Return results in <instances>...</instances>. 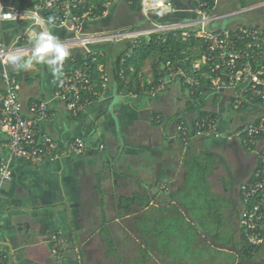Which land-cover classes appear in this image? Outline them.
<instances>
[{"label": "crops", "instance_id": "0c3cea01", "mask_svg": "<svg viewBox=\"0 0 264 264\" xmlns=\"http://www.w3.org/2000/svg\"><path fill=\"white\" fill-rule=\"evenodd\" d=\"M153 1L107 0L105 15L86 20L84 31L88 35H100L132 30L135 26L151 27L158 22L155 18L160 17L152 9ZM165 1H172L177 8L188 4L185 0ZM37 2L6 0L10 11L22 13L21 18L0 22V34L7 46L31 45L44 30L38 20L29 16ZM83 2L91 7L98 3L95 0ZM243 7L255 9L214 21L210 24L212 30H234L241 26L264 28V0H220L213 13L225 14ZM38 13L41 18L48 17L45 9L41 8ZM171 16L172 21L191 19L187 14ZM237 17L242 21H235ZM48 31L60 42L75 38L68 28L54 23H49ZM143 38L146 40L143 36L139 42ZM132 41L99 44L105 63L98 69L101 76L109 77L107 88L77 116L66 110L59 99V81L46 64L34 62L31 69L25 70L8 63L9 71L21 82L19 97L26 109L38 101L50 103L51 117L41 123V132L52 136L63 149L71 140L81 137L86 142V150L80 156L65 152L59 159L37 166L22 160L10 162L12 180L3 183L0 190V254L5 257V264H122L123 257L137 263L135 252L144 246L152 254H144L142 262L161 264L155 257L154 246L153 250L150 245L147 249L148 243H143L139 237L134 243L130 241V230L137 229L136 224L147 211L162 212L173 207L181 211L183 205L178 195L187 183L189 167L194 166L204 167L206 172L210 166L209 190L228 202L219 210L228 218L225 224L231 230L227 237L232 245L227 247H234V237L241 235L237 226L242 208L240 189L257 169L258 151L264 148V141H257L249 150L240 140L229 138V130L251 122L253 110L235 112L231 89L213 93L205 85L202 91L207 100L203 110L218 115L221 131L218 137H194L199 114L195 107L197 101L183 85V76L190 72L182 55L178 57L180 73L169 79L165 91L157 97L119 88L117 69H121L123 63L119 54L127 49L133 52L137 44ZM68 49L71 55L65 61L63 74L76 68L80 60L87 59L85 47ZM152 62L153 57H150L141 69L146 83L156 80ZM120 75H124L122 70ZM5 90L0 74V94ZM181 125L189 128L190 142L184 141L187 136L179 131ZM9 157L8 140L0 129V161ZM219 211L215 210V215L218 229H222L225 227H222ZM187 217L189 220H186L201 232L199 219L189 218L188 212ZM144 220L151 225L155 222L153 215ZM156 223L159 227L160 222ZM206 230L216 240L217 230L215 234ZM59 232L68 241L61 261H57L50 250L52 236ZM262 233L264 237V225ZM202 239L204 244H212L203 232L199 240ZM255 261L264 263V244Z\"/></svg>", "mask_w": 264, "mask_h": 264}, {"label": "built area", "instance_id": "2783aa9c", "mask_svg": "<svg viewBox=\"0 0 264 264\" xmlns=\"http://www.w3.org/2000/svg\"><path fill=\"white\" fill-rule=\"evenodd\" d=\"M188 4L177 8L172 1L154 0L152 9L161 17L187 14L191 17L187 22H155L153 26L132 30H120L107 32L100 35H88L84 31V22L93 17L92 10L81 16L74 13L78 11L83 0H41L34 6V11L29 16L38 20L43 29L48 31L49 17H55L54 24L66 27L75 34L73 40L61 41L67 48L82 46L86 48L87 55L96 60L100 51L92 50V46L133 40L139 44V39L145 35H156L183 30L182 36L187 38L191 35L189 29L194 30L197 38L205 43V51L198 61L189 68V74L183 76V85L189 89L202 91L207 85L213 93L231 89L232 109L235 112H244L252 109L254 119L229 130V138L242 140L244 146L251 150V146L259 140L264 141V28L238 27L234 30H208L207 27L214 21L233 17L246 13L245 10L214 14L213 9L220 0L213 1V7L209 0H185ZM48 11L47 18H41L40 9ZM255 9V8H254ZM96 10V9H95ZM11 16L5 17V14ZM105 15V13L103 14ZM22 13L10 11L6 0H0V22L21 18ZM95 18V17H94ZM165 18V17H164ZM192 32V31H191ZM193 33V32H192ZM135 45V46H137ZM33 44L28 46H7L0 35V74L5 83V93L0 94V129L8 140L10 157L0 161V190L1 185L12 180L10 162L22 160L31 165H41L48 160H56L68 152L81 155L86 150V142L77 137L63 149L52 136L42 133L40 125L51 117V106L47 101H38L25 108L20 100L19 93L21 82L8 69L9 59L12 54L30 56ZM202 64H212L211 73L204 74L207 81L203 84L198 77ZM166 66H169L167 64ZM165 67V66H164ZM181 69L161 76L157 84L152 87H144L143 94L157 97L165 91L169 79L175 78ZM161 75V74H160ZM57 95L61 102L74 116L79 115L86 104L90 103V97L94 99L101 95L95 90L93 84V70L85 63L80 68L65 71L60 78ZM103 91L107 88L109 77L101 76ZM212 113V112H211ZM179 131L188 138L189 128L181 125ZM195 136L201 139L219 136L220 124L218 115L196 121ZM259 167L255 170L249 182L241 186L242 208L238 216L239 229L243 231L246 239L255 246L264 244L262 227L264 225V148L258 151ZM167 190V189H166ZM68 241L62 232L56 233L51 239V254L57 261L64 259ZM4 256L0 254V264L4 263Z\"/></svg>", "mask_w": 264, "mask_h": 264}, {"label": "rangeland", "instance_id": "374dc122", "mask_svg": "<svg viewBox=\"0 0 264 264\" xmlns=\"http://www.w3.org/2000/svg\"><path fill=\"white\" fill-rule=\"evenodd\" d=\"M234 20L242 21V18L237 17ZM207 29L211 30L212 28L208 25ZM151 36L152 35L144 36L146 37L147 43L151 42ZM197 89L198 88H195V90ZM188 91L191 93V89H188ZM240 141L243 143L242 140ZM213 161H216V158L213 159ZM209 169L210 166L207 169V172ZM207 172L204 167H189L187 183L178 195L180 203L188 212L189 218L199 219L202 225L200 230L206 235V229V231L210 230V232L215 234L216 230L219 228L215 210H222V207L228 203L224 202L223 199L209 190V173L207 175ZM228 185L231 186V183ZM182 209L183 208H181V211ZM181 211H179L177 207L162 212L161 210L158 212L147 211L141 217V221L136 224L137 229L130 230V235H132H129L130 241L134 243V240L139 237L143 240V243H148L147 249L150 245V250H155V257L161 264H234L235 261H238V264H240L242 259L239 260L236 254L229 250L219 249L212 244H204V239L200 241L201 232L198 231L194 225L189 223L186 213L184 214V209L183 212ZM219 213L221 214L220 218L222 221V227L225 228H222L223 230H217V244L227 247L232 245V241L230 238L228 239L230 236L228 231L231 230L225 224L228 218H225V215L222 214L221 211H219ZM151 215H153L155 220V222L153 221V225L149 224L150 221L145 222L144 220L146 218L150 219ZM186 218L188 220H186ZM157 220L160 222L159 227L156 226ZM240 240L241 235L237 234V236L234 237V241L239 248L242 247L238 242ZM124 248L126 251L127 246ZM144 254L150 255L152 253L151 251H146L145 246L144 248H137L135 256L137 257L138 262H129L127 261V258L123 257L122 264H144L142 262L145 260L143 256ZM151 257L154 258V255Z\"/></svg>", "mask_w": 264, "mask_h": 264}, {"label": "trees", "instance_id": "16d2710c", "mask_svg": "<svg viewBox=\"0 0 264 264\" xmlns=\"http://www.w3.org/2000/svg\"><path fill=\"white\" fill-rule=\"evenodd\" d=\"M41 0H38V2ZM99 1V0H95ZM107 0H100L96 7H91V5H85V2L81 4L80 9L78 11L74 10V13H77L78 15H82L85 12H88L89 10H94L93 17L102 16L106 12V2ZM210 1V6L213 7V1ZM87 4H89L87 2ZM137 8V6H136ZM245 8V7H243ZM96 9V10H95ZM189 16V15H188ZM160 18V19H159ZM159 18H155L158 22H171V18H162L161 16ZM132 29H138V27H134ZM140 29V28H139ZM183 30L175 31V32H168V33H162V34H156L151 36V42L147 43L146 40L143 38L141 39L140 43L136 46L134 51L130 53V50H124L119 55L121 60L123 61L121 69L119 68L118 62L117 64V76L119 81V88L120 89H126L130 93H136L138 95L143 93L144 87H152L155 84H157L158 80L161 78V76L168 75L170 72L178 71L180 69V62L178 60V57L181 55L184 57V63L187 65L188 68H191L196 61L199 60L201 55L205 51V43L202 39L197 38L195 35L194 30L191 29L193 33L187 38L182 36ZM96 47V48H95ZM93 46L92 50L94 51H100L101 47ZM131 49V48H130ZM130 54V55H129ZM153 57V64L152 69L154 72V76L156 80L154 83H146L143 81L141 77V69L143 67V64L150 58ZM104 57L98 55L96 60L91 58L87 55L86 60H80L79 64L77 65V68H80L85 63H88V66L93 70V84L95 87V90L98 93H102V79H101V72H99V66L104 62ZM169 64V66H166ZM165 66V67H164ZM212 64H202L201 70L198 74V77L200 78L201 82L204 84L207 79L205 78L204 74H210ZM131 68L133 69V72L131 71ZM121 70L123 71V76L120 75ZM161 74V75H160ZM191 95L192 99L194 101H197L196 110L199 114L197 120H201L203 118L212 116L211 112L204 111L205 103L207 98L204 97V92L200 90L191 89ZM90 101L94 100V97L91 96ZM252 147V146H251ZM260 165V164H259ZM258 165V167H259ZM257 167V168H258ZM239 227V226H238ZM239 229V228H238ZM241 233V240L240 245H242L241 248H239L236 244L234 245L235 248L241 253L240 259H244L248 262H253L257 260V255L259 254L261 250V246H255L252 245L243 234V231L240 229ZM218 237V236H217ZM216 237V241H217Z\"/></svg>", "mask_w": 264, "mask_h": 264}, {"label": "clouds", "instance_id": "9594fccd", "mask_svg": "<svg viewBox=\"0 0 264 264\" xmlns=\"http://www.w3.org/2000/svg\"><path fill=\"white\" fill-rule=\"evenodd\" d=\"M11 13L5 14V17L11 16ZM55 17H49L50 24L54 23ZM120 31V30H118ZM33 43L31 55L25 59L19 54H12L8 57L9 62L20 69H31L34 62L44 63L48 66L53 77L60 81L63 75L65 61L71 55L69 49L61 43L58 38L49 31L41 30Z\"/></svg>", "mask_w": 264, "mask_h": 264}, {"label": "water", "instance_id": "95a60500", "mask_svg": "<svg viewBox=\"0 0 264 264\" xmlns=\"http://www.w3.org/2000/svg\"><path fill=\"white\" fill-rule=\"evenodd\" d=\"M254 8L255 7H247V8H241L240 10H245V11H247V12H250V11H252V10H254ZM177 203V202H176ZM179 204V203H178ZM180 206H181V204H180ZM183 209H184V213H186V215H187V211L185 210V208L183 207ZM206 235V234H205ZM207 236V239L209 240V241H211V243L213 244V245H215L216 247H218L219 249H223V250H229V251H233L234 253H236L239 257L241 256V253L236 249V248H234V247H223V246H220V245H218L217 243H216V240L213 238V237H211L210 235H206ZM240 264H264L263 262H258V261H256V262H248V261H245L244 259H242L241 260V262H240Z\"/></svg>", "mask_w": 264, "mask_h": 264}, {"label": "flooded vegetation", "instance_id": "af4514ba", "mask_svg": "<svg viewBox=\"0 0 264 264\" xmlns=\"http://www.w3.org/2000/svg\"><path fill=\"white\" fill-rule=\"evenodd\" d=\"M238 226V225H237Z\"/></svg>", "mask_w": 264, "mask_h": 264}]
</instances>
